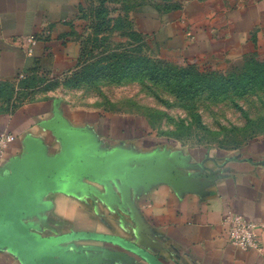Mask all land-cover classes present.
Listing matches in <instances>:
<instances>
[{
  "label": "crops",
  "instance_id": "obj_1",
  "mask_svg": "<svg viewBox=\"0 0 264 264\" xmlns=\"http://www.w3.org/2000/svg\"><path fill=\"white\" fill-rule=\"evenodd\" d=\"M81 0H0V82L60 71ZM164 58L197 64L264 56V0H171L133 9ZM32 39V42L29 41ZM15 139L0 164V215H16L35 247L0 223V264H264L227 236V212L264 220V132L236 148L186 144L141 116L40 97L0 112ZM121 240V241H119Z\"/></svg>",
  "mask_w": 264,
  "mask_h": 264
},
{
  "label": "rangeland",
  "instance_id": "obj_2",
  "mask_svg": "<svg viewBox=\"0 0 264 264\" xmlns=\"http://www.w3.org/2000/svg\"><path fill=\"white\" fill-rule=\"evenodd\" d=\"M70 35L76 60L34 70L23 83L0 82V112L40 97L141 115L160 135L230 150L264 132V56L197 64L161 57L136 27L139 3L81 0Z\"/></svg>",
  "mask_w": 264,
  "mask_h": 264
},
{
  "label": "built area",
  "instance_id": "obj_3",
  "mask_svg": "<svg viewBox=\"0 0 264 264\" xmlns=\"http://www.w3.org/2000/svg\"><path fill=\"white\" fill-rule=\"evenodd\" d=\"M32 42V39H29ZM15 136L8 131L0 132V164L9 145L14 141ZM222 223L226 225V232L229 242L240 249H261L260 240L257 238L256 229H264V220L252 222L246 220L241 214L227 212Z\"/></svg>",
  "mask_w": 264,
  "mask_h": 264
},
{
  "label": "water",
  "instance_id": "obj_4",
  "mask_svg": "<svg viewBox=\"0 0 264 264\" xmlns=\"http://www.w3.org/2000/svg\"><path fill=\"white\" fill-rule=\"evenodd\" d=\"M16 215H0V223L8 226L11 228V230L19 235L23 240L28 242L29 244L35 246V247H50L60 241L68 240L73 237H92L97 238L105 241H117L118 239L106 235H100V234H91V233H77V234H71L68 236H63L61 238H57L54 240H47V241H40L36 240L33 237H31L23 227V225L17 220ZM121 241V240H119ZM154 264H159L158 262H154Z\"/></svg>",
  "mask_w": 264,
  "mask_h": 264
},
{
  "label": "trees",
  "instance_id": "obj_5",
  "mask_svg": "<svg viewBox=\"0 0 264 264\" xmlns=\"http://www.w3.org/2000/svg\"><path fill=\"white\" fill-rule=\"evenodd\" d=\"M144 3H147V2H144ZM140 4H143V3H139V4H137L136 6H138V5H140ZM136 6H134V8H135ZM134 8H133V9H134ZM28 76H29V75H28ZM28 76H24L22 79H20V80L18 81V82H19L18 84L23 83L24 81L28 80V78H27ZM2 83L7 84V85H9V84L11 85V84L14 83V82H2ZM254 137H255V136H254ZM251 138H253V137H251ZM251 138H249V139H251ZM249 139H248V140H249ZM248 140H246V141H248Z\"/></svg>",
  "mask_w": 264,
  "mask_h": 264
}]
</instances>
